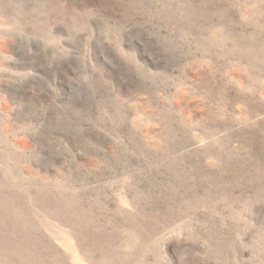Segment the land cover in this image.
I'll list each match as a JSON object with an SVG mask.
<instances>
[{
  "label": "rangeland",
  "instance_id": "1",
  "mask_svg": "<svg viewBox=\"0 0 264 264\" xmlns=\"http://www.w3.org/2000/svg\"><path fill=\"white\" fill-rule=\"evenodd\" d=\"M0 264H264V0H0Z\"/></svg>",
  "mask_w": 264,
  "mask_h": 264
}]
</instances>
